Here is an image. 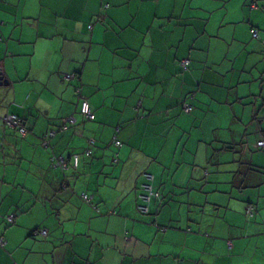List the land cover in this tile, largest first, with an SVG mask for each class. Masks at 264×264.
Segmentation results:
<instances>
[{"label":"crops","instance_id":"0c3cea01","mask_svg":"<svg viewBox=\"0 0 264 264\" xmlns=\"http://www.w3.org/2000/svg\"><path fill=\"white\" fill-rule=\"evenodd\" d=\"M1 76L0 264H264V0H0Z\"/></svg>","mask_w":264,"mask_h":264},{"label":"built area","instance_id":"2783aa9c","mask_svg":"<svg viewBox=\"0 0 264 264\" xmlns=\"http://www.w3.org/2000/svg\"><path fill=\"white\" fill-rule=\"evenodd\" d=\"M251 33L254 37H258V30L252 28ZM189 60L184 59L183 60V64L184 65H188ZM187 111H189L191 109V107H187L185 108ZM81 111L82 113L85 115V117L92 119L94 118V113L90 107L89 101L87 99H83L82 105H81ZM5 121L7 123H9L10 125L16 126L19 128V130L25 134L26 133V129L24 127H22L21 125V120L17 115H7L6 117H4ZM117 145H120L121 142L117 141L116 142ZM258 145L259 146H264V140L261 139L258 141ZM85 153L87 155H90L92 153L91 149H87L85 150ZM78 154L74 155L73 160H74V166L77 167L79 165V161H78ZM54 161L56 160L55 158L53 159ZM58 161H56V164L61 165L62 167H66V161H64L63 159H57ZM143 177H144V182L142 183V188L144 190V193H142L140 195L141 201L142 203L139 206V209L142 213H147L149 211V204L150 201L152 199V197L157 196L158 192L155 191L154 186H153V180H154V175L150 172H144L143 173ZM83 199H85L86 201H90L91 197L86 194L83 193L82 194ZM252 209V207H249V211ZM15 215H9L7 217L8 221H13L14 220ZM47 231H43V234L46 235Z\"/></svg>","mask_w":264,"mask_h":264},{"label":"trees","instance_id":"16d2710c","mask_svg":"<svg viewBox=\"0 0 264 264\" xmlns=\"http://www.w3.org/2000/svg\"><path fill=\"white\" fill-rule=\"evenodd\" d=\"M254 37V36H253ZM154 181V180H153ZM153 186H154V184H153ZM154 189H155V191H157L158 192V195L157 196H154V197H152V199H155V198H160L161 197V194H160V192L158 191V190H156V188L154 187ZM139 198H140V195H139ZM151 199V200H152ZM85 200V199H84ZM140 200H141V198H140ZM14 220H15V217H14ZM14 220L13 221H8V219H7V221L9 222V223H13L14 222ZM2 241H0V243H1ZM1 245V244H0Z\"/></svg>","mask_w":264,"mask_h":264},{"label":"bare ground","instance_id":"6f19581e","mask_svg":"<svg viewBox=\"0 0 264 264\" xmlns=\"http://www.w3.org/2000/svg\"><path fill=\"white\" fill-rule=\"evenodd\" d=\"M183 67L185 68V69H187L188 68V65L186 64V65H184L183 64ZM263 140H264V138H263ZM85 152V151H84ZM78 161H80V156H78ZM73 164H74V160H73Z\"/></svg>","mask_w":264,"mask_h":264},{"label":"water","instance_id":"95a60500","mask_svg":"<svg viewBox=\"0 0 264 264\" xmlns=\"http://www.w3.org/2000/svg\"><path fill=\"white\" fill-rule=\"evenodd\" d=\"M2 80V76L0 77V81ZM1 83V82H0Z\"/></svg>","mask_w":264,"mask_h":264}]
</instances>
